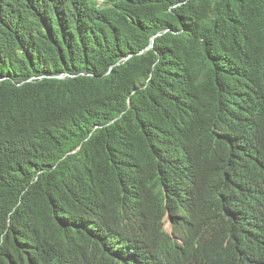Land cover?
Segmentation results:
<instances>
[{
	"label": "trees",
	"instance_id": "trees-1",
	"mask_svg": "<svg viewBox=\"0 0 264 264\" xmlns=\"http://www.w3.org/2000/svg\"><path fill=\"white\" fill-rule=\"evenodd\" d=\"M254 96L264 0H0V264H125L121 204L155 224L149 264H264L207 162L221 110ZM191 180L210 226L181 245L163 218Z\"/></svg>",
	"mask_w": 264,
	"mask_h": 264
},
{
	"label": "clouds",
	"instance_id": "clouds-1",
	"mask_svg": "<svg viewBox=\"0 0 264 264\" xmlns=\"http://www.w3.org/2000/svg\"><path fill=\"white\" fill-rule=\"evenodd\" d=\"M97 2L101 8L104 0ZM261 106H264V98L254 96L221 110L226 116L214 122L213 127L214 144L220 154L210 153L207 162L212 167L223 166L226 180L238 186L234 211L241 243L264 253V153L256 159L249 157L262 152V145L258 142L264 132V108ZM254 122L260 124L254 125ZM247 169L254 173V178L246 174ZM205 195V187L193 180L182 187L173 186L172 204L166 207L163 229L174 243L184 245L190 234H200L209 228L199 214L205 204ZM118 216L132 240L128 252L122 254L125 264H149L156 241L153 220L128 204L118 206ZM172 258L174 264H180L187 261L188 254L177 249Z\"/></svg>",
	"mask_w": 264,
	"mask_h": 264
},
{
	"label": "bare ground",
	"instance_id": "bare-ground-1",
	"mask_svg": "<svg viewBox=\"0 0 264 264\" xmlns=\"http://www.w3.org/2000/svg\"><path fill=\"white\" fill-rule=\"evenodd\" d=\"M247 175L251 176V177H255L254 173H251L248 169H247ZM127 230V229H126ZM147 261H144V263H146ZM143 263V262H142Z\"/></svg>",
	"mask_w": 264,
	"mask_h": 264
}]
</instances>
